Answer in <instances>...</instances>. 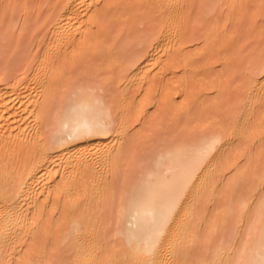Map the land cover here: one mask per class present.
Masks as SVG:
<instances>
[{"label":"bare ground","instance_id":"6f19581e","mask_svg":"<svg viewBox=\"0 0 264 264\" xmlns=\"http://www.w3.org/2000/svg\"><path fill=\"white\" fill-rule=\"evenodd\" d=\"M146 1L157 11L143 22L150 32L126 30L101 51L92 34L109 0H59L41 20L51 36L38 63L22 52L34 37L30 10L0 0V264H264V41L250 45L254 55L237 27L241 68H230L237 55L223 62L247 88L224 119L208 118L224 82L209 88L216 98L202 90L175 103L173 93L162 109L158 95L140 98L176 73L190 42L217 44L218 17L243 21L254 5L252 26L264 34V0H199L207 28L195 39L186 23L198 0ZM9 36L24 40L22 51ZM90 51L100 63L82 56Z\"/></svg>","mask_w":264,"mask_h":264},{"label":"rangeland","instance_id":"374dc122","mask_svg":"<svg viewBox=\"0 0 264 264\" xmlns=\"http://www.w3.org/2000/svg\"><path fill=\"white\" fill-rule=\"evenodd\" d=\"M19 1H20V3L18 2L19 3L18 5L20 6L22 4V9H24L26 7V11L30 10L28 14L31 13L32 19L35 22V25H34V22L31 21V19H30L31 15L30 16L28 15L29 22H30V24H32V25H29V23H28V26H30V27H28V31L34 30V32H31V31L29 32L30 34L34 33L33 34L34 37L32 39V36H31L32 34L30 35V34L26 33L27 31L25 32L26 35L24 34L25 36L22 38L24 40H26L27 35H30L31 38L30 37L29 38L31 40L27 37L28 38L27 40H29V42L27 43L26 49L24 48V50H23L22 48H23V45L25 46V44H24V42L22 43V41H24V40L23 39L20 40L19 37L17 36L19 41H20L19 47L22 44L21 51L23 50L22 51L23 53L25 51L26 54L29 53V51L32 52L34 55L33 59H36L39 52H41V53H39V55H42V54L44 55V53H45V52L43 53L44 50L41 51V49H39V47H41L40 45H43V44H40V41L42 42V40H46L47 38H50V36H51V34L49 33L50 29H48L49 27H47V30H48L47 34L45 33L46 30L44 28H40V27H42V25H44L43 27H45V23L47 21L45 19V17L47 16L46 18H48V14H50V13L52 14V11L54 10L55 6L57 5L56 3H58L59 0H50V1L47 0L50 2L49 4H48V2H45L43 0L42 1L41 0H19ZM144 1H146V0H109V2L106 4L105 8H103V10H101V16H102L101 19L102 20L100 19V21H101L100 25H99V27H97L94 30V32L92 34V37H93L92 41L96 43L95 46H97V44H98V47H96V48L100 49V50L102 48L105 49L106 47H104L103 45H105L106 43H109L111 41V39L114 42L116 34H117L116 38H118L119 40H123V39H126V37H127L126 35L129 34L127 32L132 33L134 31L135 32L134 35H136V33L138 31H140L142 33L141 34L138 32V34H140V35H144V34H147L148 32H150V30H149L150 28L148 29V26H150L153 23V22H151L152 20L148 21L146 24H143V22H145L148 19H151V16L154 17V14H156L155 12H157V11L154 10L156 8L155 5L154 6L150 5L149 2L146 1V3H145ZM42 2H45V4ZM195 2H194L195 3L194 8L192 9L193 12L191 13V19L186 23V33H187V36H189V38L191 37L190 39H195V38L204 36L203 34H205V32H203V31L204 30L206 31V28H207L206 22L202 23V20L200 18L201 17L200 16L201 13H200V9H199L200 1L198 0V2L197 1H195ZM191 3H193L192 0H191ZM27 8H28V10H27ZM255 8H256V6L253 5V8L251 10V14H249L248 18L243 20V21L240 20L242 23H240V21L238 22L237 20L236 21L230 20L229 19L230 17L226 18V17H224L225 15L220 14L219 16H222V15L223 16L220 18L218 17L217 21H219V23L221 25H223V28H221V30L223 29L222 31H224V32L221 33L220 39L217 41V44L215 45L214 42H212V43H208V44L206 43V45H204L202 43L190 42L191 44H188V46L186 45L185 50L180 52L177 55V57L175 58V60L173 61L174 65L179 67V65L181 64V66H182L183 61L186 60L188 65H189L188 71L185 72L183 70L184 71L183 72L181 66H180V68H177L174 66L173 69H175L174 70L176 72L175 74H172L173 73L172 72V73H170V75L163 77V78H160V81H158L156 83L157 86L154 87V89L155 88L156 89L154 90L152 87V89H150L151 92L149 91L150 93L149 92L144 93L146 91H144V92L142 91L143 94L141 93L142 96L140 98L142 100H144L145 98H151L155 95H158L160 97V99L158 98L159 99L158 101L160 103L159 105H162V107L160 109H162V108L166 107V105L169 102V96H170V94H173V93L176 95V97L179 98L178 100L175 101V103L184 102V101H186V98L188 100V98L190 96H193L195 94H198V96L196 95V98H197V97H199L198 92L202 91V90L205 91V95H204L205 99L210 98L212 96H213V98H216L217 95L214 96L216 93L211 94L210 90L215 91L216 84L218 85V83L224 82V84H222V85L219 84V86L225 85L227 87L228 86H231V87L230 88L228 87L229 89L224 91V93L222 94L223 95L222 102L218 103L221 107H219L217 110L215 109L216 108L215 106H213L209 109V115H211V116L208 115V118H210V119L212 118V120L214 119V117H216L215 119L226 118V117H223L225 115L226 111L228 109H231V108L232 109L236 108V106L238 105L237 100L239 99L240 94L243 91H246V88H247V80L244 78L242 73L237 72V74L238 73H240V74L235 75V73L232 72V70L237 69L238 67L239 68L235 71H239L241 66L239 65L240 63H238V62L241 61V59H243V55H244L243 54L244 49L243 50L240 49L241 52H240V54H238V51H239L238 48H236V49L233 48V43L235 42V41H233V39H234L233 37H235V34H236L235 31L238 27V29H239L238 31L240 32L239 34L241 36L238 39H240V41L243 42L244 40H242V39L246 38L248 40V42H246V43H250V44H247L249 46L250 45H253V46L258 45V44H254L255 40L257 41V39H258L257 43H259V41H264V34L263 33H256V30L252 26V23H253L252 18H253V14L255 13V10H256ZM152 13H154V14H152ZM147 15L148 16L151 15V16L148 17ZM143 18H144V20H143ZM145 18H148V19L145 20ZM155 18H152V19L155 20ZM42 19L46 20V21H41ZM39 20H40V22H39ZM7 22L9 23V21H7ZM31 22H33V23H31ZM36 22H39L38 24L43 22V24L42 25L40 24L41 26L40 25L38 26V24H36ZM140 22H142V25H140ZM262 24L263 23H260V25H258L259 29H264V26ZM5 25H8V24H4V26ZM35 26H36V28L38 27L36 31H35L36 28H34ZM152 26H153V24H152ZM127 27H128V29H127ZM241 27H243V29H245V30H242ZM29 28H31V29H29ZM5 29H7V27L1 28L3 33H4ZM11 29H12V27H10V29H8L9 31L6 30L5 34L10 33V35H11L12 34ZM122 29H124V30L120 31ZM146 29H148L149 31ZM126 30H127V32H126ZM129 30H131V31H129ZM120 32H121V34L124 33L123 36L120 34L118 35V33H120ZM47 35L49 37H46ZM11 37L14 39V41H16V42L18 41V39L15 40L16 39V38H14L15 36L14 37L11 36ZM10 38H9V41L12 39V38L11 39ZM31 41H32V44H31ZM104 41H105V44H104ZM44 42L45 41H43V43ZM93 42H92V44H93ZM9 43H10V45L12 44V46H13V41H12V43L11 42H9ZM25 43H26V41H25ZM102 43H103V45L101 47ZM112 43H110V44H112ZM16 44H14V45L16 46ZM245 44L243 45V48H244V46H245V48L247 47ZM261 44H263V43H261ZM95 46L93 45V49L95 48ZM249 46L247 48L248 49L250 48V50H252L253 49V48H251L252 46H250V47ZM259 46L258 47L256 46V47L259 49L260 48ZM17 47H18V45H17ZM30 47H32V49ZM8 48H9V46H8ZM12 48H14V47H12ZM27 48H29V49H27ZM79 48H80L79 51L83 50V48H81V47H79ZM261 48H263V49H261ZM261 48L259 49V51L260 50L264 51V44L261 46ZM10 49L7 50V48H6L5 50H6V52L10 51L12 53V52H14V49L15 50L18 49L17 50L18 54L20 52V48L16 49V47H15L14 49H12L13 51H11ZM258 49L255 50L256 53L253 49L254 55L257 54ZM68 50L69 49H67V52H66L67 54L69 51H72V49H70L69 51ZM103 50H101V51H103ZM235 50H237V52ZM65 51L66 50H64V52ZM92 51H94V50H92ZM101 51L100 52L97 51V52L102 53ZM259 51H258V54L264 53L263 51H261V53H259ZM22 52H21V54H23ZM11 53H9V55ZM15 53H17V52H15ZM66 53H64V54L66 55ZM95 53H96V51H95ZM247 53H249V55H251V56L247 55V57L252 58V52L251 53L247 52ZM21 54H19L20 58L23 57V58H25L24 60H28L26 63H28L31 60V57L33 56V55H30V57H29V54H31V53H29L28 55L23 54L25 56H22ZM64 54L62 52L63 56H65ZM71 54H72V52H71ZM81 54L82 53L80 52V57H79V55L76 53V55H78L79 58H81ZM96 54H94V52L90 51V52H88V54L85 53L82 56L85 57V59L88 61H90V59H91V61L93 60L91 63H93V62L94 63H98V62L100 63V57L101 56H99V55L97 56ZM11 55H13V54H11ZM15 55L16 54H14V56ZM234 55L235 56L237 55L239 57L233 58ZM68 56H72V55H68ZM68 56H66V57H68ZM56 57H58V56L56 55ZM78 57H76V58L79 59ZM7 58H9V57H7ZM231 58L234 59V60L232 59L233 66L235 63H237L239 66L237 64L235 65V66H238L236 68H235V66L234 67L231 66L230 68L231 69L233 68V69L231 71H229L230 69H228L227 67L224 66L223 61H225V60L230 61ZM67 59L68 58H65V59L62 58L61 59V61H62L61 65L63 64V61H65V64H66ZM77 59H75L73 61H77ZM238 59H239V61H238ZM24 60H23V62H24ZM36 60H38V63H39V61H41V59L39 60V58ZM69 60H70V57H69ZM235 60H237L238 62H236ZM34 61L35 60H33V61L31 60V62H34ZM23 62H21V63H23ZM69 62L70 61H67V63H69ZM21 63L19 64V67H20ZM30 63H28V64H30ZM36 63L37 62L35 61L33 64H36ZM25 64H24V67H25ZM28 64H26V65L28 66ZM94 65H96V64H94ZM69 71L70 70L68 69L67 72H69ZM228 71L231 72L230 75L228 74L229 73ZM67 72H65V73L68 74ZM70 73H71V71H70ZM70 73L68 75H70ZM231 74L232 75L234 74L235 76H232ZM227 75L232 76L233 78L228 77ZM225 86H223V87H225ZM211 87H214V88L212 89ZM227 87H225V88H227ZM209 88H211V89L209 90ZM204 91H202L201 93H203ZM214 91H212V92H214ZM206 96H208V97H206ZM146 109H148V112H149L148 114L150 116H152V118H154V116L157 115V112L155 110L156 108L154 106L150 105V107L148 106ZM260 111H264V110L259 109V112ZM217 117H219V118H217ZM152 123H153V121L151 123L149 122L144 127L138 126L137 130L143 131L145 129L146 130L152 129V127H153ZM41 238H43V237H41Z\"/></svg>","mask_w":264,"mask_h":264}]
</instances>
